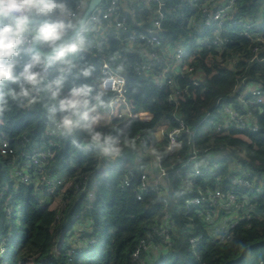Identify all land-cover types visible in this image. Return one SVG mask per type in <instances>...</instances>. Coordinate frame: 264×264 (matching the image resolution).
Instances as JSON below:
<instances>
[{"label": "trees", "instance_id": "16d2710c", "mask_svg": "<svg viewBox=\"0 0 264 264\" xmlns=\"http://www.w3.org/2000/svg\"><path fill=\"white\" fill-rule=\"evenodd\" d=\"M181 3L182 0H164L166 17L162 22V36L168 44L184 40L187 46L185 63L193 68V73L180 69L167 73L166 80L160 82L157 79L164 78V62L156 63L151 73L142 71L150 54L156 50L147 45L132 48L125 41L134 32L149 25L148 20L159 9L157 5L150 9L134 7L137 10L142 8L135 20L129 12L124 11L123 16L127 17L130 29L121 35L119 41L115 40L113 28L106 42L99 38L106 55L93 61L97 64L98 73L102 60L117 55V60L111 66L116 69L117 65H123L121 74L126 78L128 96L134 109L149 112L154 117L149 123L137 120L112 122L105 131H113L115 126L130 136L146 137L152 135L162 121H169L175 126L176 112L195 131L192 146L204 150L210 148L213 154L221 157V173L212 177L206 169V177L197 178L195 185L202 190L213 187L226 192L231 186L230 179L237 176L231 170L238 166L242 171L251 173L249 180L257 184L251 190H239L240 195H246L251 201L254 211L251 220L235 226L229 239L213 243L201 226L195 235L200 232L203 238L197 247L192 248V236L180 230L177 245L155 264H264V186L261 187L262 183L264 185V104L247 105L252 101L248 95L244 97L247 104H241L239 98L244 94L238 90L239 83L246 81V78L249 80L245 87L256 83L264 90V62L262 59L250 61L254 48L261 50L260 56L263 58L264 42L242 37L235 29H223L219 36L214 28L197 31L189 25L194 15L193 9L190 6L181 7ZM261 3L262 0H238L237 17L257 19ZM219 38L220 43L214 44ZM85 59H88L87 54ZM163 59L169 60V56ZM208 60L213 61V67ZM230 61L236 64H230ZM221 67L227 69L233 81L226 87L217 88L219 85L210 75L214 68L218 70ZM194 74L200 75L199 85H193ZM169 80H173L174 84H169ZM7 87L13 86H6L5 91ZM220 99L241 112L248 108L257 130L241 131L235 127L218 130L215 121ZM48 126L51 125L40 106L20 109L11 104L10 110L0 117V249H5L0 264H21L25 261L32 264H129L140 241L152 233L153 228H160L157 218L162 217L164 211L172 209L179 213L178 209H185V205L174 200L182 193L178 188L179 181L174 182L173 202L168 206L151 194H147L143 201H137L133 187L127 190L120 187L123 175L130 174L136 178L139 174L137 166L140 162L136 150L125 149L116 162V169H104V159L94 149L77 147L72 143V140H76L84 145L83 133L78 132L68 139L56 135L54 140L57 145L50 146L43 139ZM36 149L50 150L55 157L48 160L42 172L35 165L31 166L29 174L32 185L19 184L11 175L28 166L24 153ZM189 149L186 145L175 155H164L163 148L160 152L164 155V164L170 166L185 158ZM45 178H65L74 184L81 182L86 188H93L95 198L91 209H86L85 194L76 191L74 185L68 187L65 193L56 192L64 198L59 209L50 208V201L43 204L40 198L47 197H42L37 191L36 182ZM7 202L13 205L14 213L10 219L5 213ZM79 214L83 219H93V236L97 239V245L76 254L69 261L72 258L69 254L70 232ZM176 217L183 220L180 216ZM195 218L199 223V219Z\"/></svg>", "mask_w": 264, "mask_h": 264}, {"label": "built area", "instance_id": "2783aa9c", "mask_svg": "<svg viewBox=\"0 0 264 264\" xmlns=\"http://www.w3.org/2000/svg\"><path fill=\"white\" fill-rule=\"evenodd\" d=\"M104 1H106L104 3ZM182 0L181 7L190 6L193 9L194 15L189 21L190 27L197 31L206 29L217 30V35L220 31L238 30L242 37L251 39L254 42H264V0H262L261 7L257 19L237 17L238 0ZM154 5L158 6L155 16L150 18L147 22V27L139 32H134L131 36L127 37L128 45L132 48L138 45H147L156 51L151 53L149 60L143 65L142 71L144 73H151L156 63L164 62L165 68L163 70L164 78L158 79L164 82L165 75L170 72L182 70L187 73H193V68H190L185 63V55L187 46L184 40H179L168 44V41L163 38L162 34L164 28L162 25L165 19V6L164 0H103L102 5L99 7V14L101 25L103 28L107 23L112 25L115 40L119 41L121 35L129 31L127 17L123 16V12L127 11L132 19L137 18L138 13L142 11L134 7H145L150 9ZM199 18V19H198ZM220 43L214 41V44ZM251 62L261 60L264 62V56L261 58V50L254 48L252 50ZM169 56V60H164V57ZM230 64L235 65V61H230ZM115 73V69L111 66L110 74ZM118 75V91L110 93L115 97L114 107V123H122L130 120H137L140 122H152L154 117L151 113L143 110H135L131 98L128 96L127 82L124 75ZM193 85L201 83L200 75H193ZM246 81L249 78L245 79ZM246 81H242L238 85V90L243 91L244 96L239 98L241 104L244 101L245 95L252 98L247 105H262L264 104V90L258 84H249L245 87ZM169 84H174L173 80H169ZM180 95V92L178 93ZM242 94V95H243ZM173 101V98H170ZM244 104V105H246ZM247 107V106H246ZM218 117L215 125L218 130H224L228 127H235L241 131L250 129L257 130L253 125V118L251 112L246 108L243 112L238 110L237 107L224 103L223 99L219 100V108L217 110ZM174 119L176 125H172L169 121H162L156 126L155 131L149 136H137L138 149L136 150L138 161L137 166L138 176L134 178L130 174H125L122 177L120 187L124 190L134 188L137 201H143L147 194L155 195L157 198L162 199L163 203L167 206L173 202L172 190H175L174 182L179 181L178 188L182 191L180 195L174 199L185 205V209H178L180 212L176 213L171 210H166L163 216L157 218L160 223V228H153L152 233L142 239L132 254L129 264H155L159 258L171 251L177 245V239L180 237V230L185 234L191 235L190 244L192 248L199 245L203 235L197 229L201 226L203 230L209 235L210 241L213 243L223 242L229 239L232 235L233 229L240 222L251 220L254 206L246 195H240L239 190H251L257 184L249 180L251 173L242 171L240 167L231 170V173L237 176L230 179L231 186L229 190L224 192L220 188L209 187L202 190L195 185L194 181L197 178H205L208 169L212 177L221 173V166L219 161L221 157L219 154H213L209 149H198L193 147L192 139L195 135L193 128L189 127L182 117L175 112ZM56 135L52 134L51 126H48L44 131V140L49 142L50 146H56L54 140ZM173 144V152L167 155H175L180 152L186 145L189 146L188 154L180 162L174 163L170 166L164 164V159L161 164L155 165L153 158L146 155L147 149L156 147L158 150H165L170 143ZM84 145H87V139L83 138ZM147 144V146H146ZM147 148H146V147ZM93 149L92 147H85ZM25 159L28 161V166L24 169L14 172V178L17 179L19 184L32 185V176L29 174L31 166L35 165L39 172L44 171L48 160L54 159L55 153L52 151H43L40 149L33 150L32 152L24 153ZM104 169H116V159H105ZM240 173V175L238 174ZM174 174L173 178L172 175ZM37 191L42 197L47 193L51 194L61 191L65 193L68 187L74 185L76 191L85 194L86 209H91L92 202L95 198V191L93 188L85 186V184L78 182L74 184L65 178L42 179L36 182ZM263 183L261 187H263ZM261 189V188H260ZM19 208V207H18ZM17 208V209H18ZM20 209V208H19ZM6 216L10 219L13 215V205L7 202L5 207ZM176 216L183 218L179 219ZM199 219L197 223L196 218ZM77 223L70 232V258L72 261L76 254H80L89 249L92 245H97V239L93 236V219H83L82 214L77 215ZM91 236H90V235ZM158 238V241H156ZM6 240L2 242L4 245ZM5 255V249H0V259Z\"/></svg>", "mask_w": 264, "mask_h": 264}, {"label": "clouds", "instance_id": "9594fccd", "mask_svg": "<svg viewBox=\"0 0 264 264\" xmlns=\"http://www.w3.org/2000/svg\"><path fill=\"white\" fill-rule=\"evenodd\" d=\"M104 30L98 0H0V117L11 104L40 106L53 135L68 139L84 134L87 145L72 140L77 147H92L105 159L137 150V136L115 126L105 131L114 118L110 93L118 91L117 74L124 67L117 65L110 74L117 60L111 55L98 73L93 61L106 55L99 39ZM9 85L13 87L5 91ZM174 143L164 155L173 152ZM145 154L158 166L164 159L156 147Z\"/></svg>", "mask_w": 264, "mask_h": 264}, {"label": "rangeland", "instance_id": "374dc122", "mask_svg": "<svg viewBox=\"0 0 264 264\" xmlns=\"http://www.w3.org/2000/svg\"><path fill=\"white\" fill-rule=\"evenodd\" d=\"M208 63L211 67H213V61L212 60H208ZM222 69H218L216 70L215 68L212 70L211 72V79L214 81L216 80V84L219 85L217 86L220 87H226L228 85V83L231 81H233V76L231 74H228V71H226L227 69L221 67ZM218 81H220V83H218ZM221 87V88H222ZM14 173L11 175V177H13ZM62 196H58L57 193L51 194V192L47 193V198H40L42 203L45 201H50L49 206L52 209H59L61 207V205L63 204L62 200L64 198H61ZM67 203V200L65 201V204ZM44 204V203H43ZM21 264H32L31 261H25L22 262Z\"/></svg>", "mask_w": 264, "mask_h": 264}, {"label": "crops", "instance_id": "0c3cea01", "mask_svg": "<svg viewBox=\"0 0 264 264\" xmlns=\"http://www.w3.org/2000/svg\"><path fill=\"white\" fill-rule=\"evenodd\" d=\"M138 25H141V23H138ZM105 30L101 33L100 35V39L103 40V42L107 41L108 36L110 35V32L112 31V25H107L105 28ZM158 80V79H157Z\"/></svg>", "mask_w": 264, "mask_h": 264}, {"label": "water", "instance_id": "95a60500", "mask_svg": "<svg viewBox=\"0 0 264 264\" xmlns=\"http://www.w3.org/2000/svg\"><path fill=\"white\" fill-rule=\"evenodd\" d=\"M103 0H98V8L102 5Z\"/></svg>", "mask_w": 264, "mask_h": 264}]
</instances>
